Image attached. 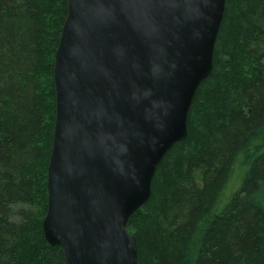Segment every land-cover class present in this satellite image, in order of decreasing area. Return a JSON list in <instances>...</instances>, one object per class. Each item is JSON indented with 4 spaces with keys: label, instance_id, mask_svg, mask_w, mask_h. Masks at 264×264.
<instances>
[{
    "label": "trees",
    "instance_id": "16d2710c",
    "mask_svg": "<svg viewBox=\"0 0 264 264\" xmlns=\"http://www.w3.org/2000/svg\"><path fill=\"white\" fill-rule=\"evenodd\" d=\"M68 2L0 0V264H65L43 221ZM127 229L138 264H264V0H227L188 136Z\"/></svg>",
    "mask_w": 264,
    "mask_h": 264
},
{
    "label": "water",
    "instance_id": "95a60500",
    "mask_svg": "<svg viewBox=\"0 0 264 264\" xmlns=\"http://www.w3.org/2000/svg\"><path fill=\"white\" fill-rule=\"evenodd\" d=\"M227 0H69L43 229L65 264H138L127 229L214 66Z\"/></svg>",
    "mask_w": 264,
    "mask_h": 264
}]
</instances>
